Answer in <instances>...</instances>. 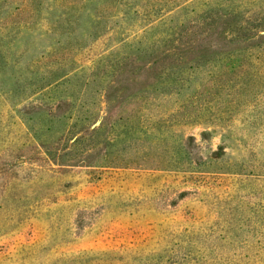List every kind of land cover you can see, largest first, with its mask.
I'll return each instance as SVG.
<instances>
[{"label":"rangeland","instance_id":"rangeland-1","mask_svg":"<svg viewBox=\"0 0 264 264\" xmlns=\"http://www.w3.org/2000/svg\"><path fill=\"white\" fill-rule=\"evenodd\" d=\"M262 42L264 0H0V264H264Z\"/></svg>","mask_w":264,"mask_h":264},{"label":"trees","instance_id":"trees-1","mask_svg":"<svg viewBox=\"0 0 264 264\" xmlns=\"http://www.w3.org/2000/svg\"><path fill=\"white\" fill-rule=\"evenodd\" d=\"M249 3H251V1ZM155 28H156V26L153 25L152 26V30L149 31L147 34H144V39H143V37H139L137 39H133L130 43L129 42H121V43H119L118 46L114 47L113 48V50H114L113 55L115 56V59L117 60L116 64H119V62L122 60V57L120 56V54L122 52H126V53L135 52V54H137L136 56L139 57V61L136 62V63H133L134 67L139 66L138 64H140V63H143L144 65L151 64V62L154 59H156V57L158 55V54L157 55H153V53H152L153 52V49H155V48H153V42L156 41V40H154L153 42H150L152 38H154V37L157 36L154 33ZM260 35H262V34H260ZM163 40H165L164 39V33L159 36V39H158L157 42H161L162 43ZM252 40H253L252 43H254V46L256 47L257 46V43L259 41V37H254ZM101 42L102 41H100V43ZM7 48H10V46L7 45ZM263 48H264V44L262 42L260 44V49L263 50ZM149 57H150V59H148ZM180 62H183V60H181ZM184 65L185 64H181L180 63L181 68L185 67ZM145 69H146V67L144 66V68H142L141 71L140 70L139 71H134V76H132L130 79L126 80V82H128L129 84H131V87H129V89L131 88V90H133L135 88L134 81L137 82V81H141L142 80L143 83H146V80L148 81V79H146V76H149V75H146L145 78L142 77L143 76V73L145 72ZM65 82H68V81H65ZM52 83L53 82H47L46 85L49 86V87H51ZM138 94L139 93H136L135 95L137 96ZM135 105H136L137 108L141 109L142 108L141 100H137L135 102ZM129 114L130 113H127V116ZM136 118L134 120L127 118L128 120H125V121L128 122V123H136V124H139L141 122V120H143V119H136ZM140 124H139V126H142L143 124H145L144 126H148V124H146V121H143ZM132 127L133 128H137L136 126H132ZM156 127H161V125H159L157 123Z\"/></svg>","mask_w":264,"mask_h":264}]
</instances>
